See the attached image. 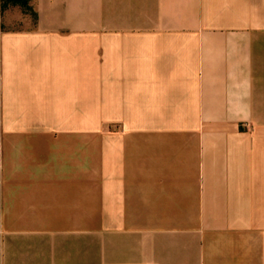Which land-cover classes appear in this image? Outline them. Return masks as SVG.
<instances>
[{
	"label": "crops",
	"instance_id": "1",
	"mask_svg": "<svg viewBox=\"0 0 264 264\" xmlns=\"http://www.w3.org/2000/svg\"><path fill=\"white\" fill-rule=\"evenodd\" d=\"M28 1L2 11L0 264H264V0ZM97 113L138 117L65 133Z\"/></svg>",
	"mask_w": 264,
	"mask_h": 264
},
{
	"label": "rangeland",
	"instance_id": "2",
	"mask_svg": "<svg viewBox=\"0 0 264 264\" xmlns=\"http://www.w3.org/2000/svg\"><path fill=\"white\" fill-rule=\"evenodd\" d=\"M12 6H8L10 8ZM12 11V8H11ZM23 13V12H22ZM6 15V14H5ZM14 18V16H13ZM22 18H24L22 16ZM17 19V18H16ZM194 23H198L200 19H193ZM130 21L132 19L130 18ZM23 23L21 21H15L12 22V24H8L5 22L4 19V14L0 9V30L1 31H8L10 29H17L21 27ZM100 99V98H98ZM95 105V104H93ZM98 105V102H97ZM131 105V104H130ZM96 106V105H95ZM130 110V109H128ZM135 110V108L131 109ZM138 115L135 114H128V115H123V114H106V113H97V114H77V115H71V114H65L64 115V121L66 124L69 122L74 123L77 129H65V133H74L75 136L79 135L81 137H93L94 133L96 134L97 138H104L105 135V130L101 129L102 124L104 123H111L112 128L115 126L120 127L123 122L129 121V122H135L137 121ZM146 117H149L151 120V115H146ZM92 124H96V127L93 129ZM67 128V127H66ZM114 131V129H112Z\"/></svg>",
	"mask_w": 264,
	"mask_h": 264
},
{
	"label": "trees",
	"instance_id": "3",
	"mask_svg": "<svg viewBox=\"0 0 264 264\" xmlns=\"http://www.w3.org/2000/svg\"><path fill=\"white\" fill-rule=\"evenodd\" d=\"M8 6H19L24 13L29 12L31 15L35 16L28 0H0L1 11H4Z\"/></svg>",
	"mask_w": 264,
	"mask_h": 264
}]
</instances>
